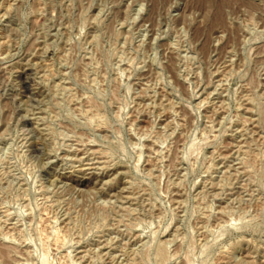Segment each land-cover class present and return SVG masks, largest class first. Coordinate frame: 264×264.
<instances>
[{"label":"rangeland","instance_id":"obj_1","mask_svg":"<svg viewBox=\"0 0 264 264\" xmlns=\"http://www.w3.org/2000/svg\"><path fill=\"white\" fill-rule=\"evenodd\" d=\"M0 264H264V0H0Z\"/></svg>","mask_w":264,"mask_h":264}]
</instances>
